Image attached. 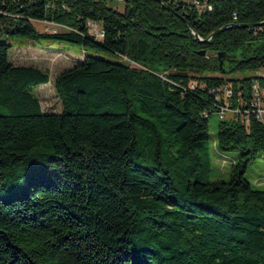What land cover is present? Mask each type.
I'll use <instances>...</instances> for the list:
<instances>
[{
    "label": "trees",
    "instance_id": "obj_1",
    "mask_svg": "<svg viewBox=\"0 0 264 264\" xmlns=\"http://www.w3.org/2000/svg\"><path fill=\"white\" fill-rule=\"evenodd\" d=\"M112 1L0 0V264H264V189L244 177L264 151L247 112L264 75L232 76L264 68V0ZM16 37L126 62L72 57L53 83L61 109L44 111L33 88L49 72L10 61ZM226 85L237 111L216 147L239 155L208 180L207 120Z\"/></svg>",
    "mask_w": 264,
    "mask_h": 264
},
{
    "label": "rangeland",
    "instance_id": "obj_2",
    "mask_svg": "<svg viewBox=\"0 0 264 264\" xmlns=\"http://www.w3.org/2000/svg\"><path fill=\"white\" fill-rule=\"evenodd\" d=\"M109 5L119 11L123 10V3L118 0L110 2ZM35 28L38 31H44L47 26L45 23L36 22ZM11 42L15 44L9 51V59L13 64L40 67L49 72V81L33 88V92L38 96L44 111H58L61 109L60 101L53 89V83L58 72L75 63L72 57L81 58L85 55H92L112 61L126 62L115 54L97 51L92 47L67 41L39 38L37 41L29 42L24 38L16 37ZM252 75H264V68H260L256 72L248 71L232 74L233 77ZM226 116L232 115L227 114ZM219 120L217 112H212L207 120L210 134L209 156L212 166L208 180H227L231 164L239 155L238 151L220 152L217 149L215 139ZM244 177L254 187L264 189V151H260L248 163Z\"/></svg>",
    "mask_w": 264,
    "mask_h": 264
},
{
    "label": "built area",
    "instance_id": "obj_3",
    "mask_svg": "<svg viewBox=\"0 0 264 264\" xmlns=\"http://www.w3.org/2000/svg\"><path fill=\"white\" fill-rule=\"evenodd\" d=\"M162 2L166 3H176L182 2L187 5L193 6L198 11L210 10L211 6L207 0H161ZM47 28L45 31L49 32H57V28H61L58 26H51V24L46 23ZM86 26L88 29V33L94 36L96 39H101L103 37V31L101 26L93 22L92 20L86 21ZM252 99H251V110H247L248 113H253L255 118L264 121V88L260 87L258 82L255 81L252 85ZM231 87L230 85H226L222 88V93L216 95V99L218 101H222L220 106L217 108V114L220 119L225 118L227 114H234L237 109H232L229 107V100L231 98ZM246 122L248 119H245Z\"/></svg>",
    "mask_w": 264,
    "mask_h": 264
},
{
    "label": "water",
    "instance_id": "obj_4",
    "mask_svg": "<svg viewBox=\"0 0 264 264\" xmlns=\"http://www.w3.org/2000/svg\"><path fill=\"white\" fill-rule=\"evenodd\" d=\"M158 1H160V0H158ZM166 6H167V8H168L169 10L172 9L170 6H168V5H166ZM263 23H264V21H263V22H260L259 24H263ZM242 26H244V27H251L252 24H243ZM222 29H223V28H219V29L213 31V32L209 35V37H208L207 39H205V40L201 39L196 33H194V35H195V37L197 38V40H198L199 42L208 41L209 38H210L211 36L215 35L217 32H219V31L222 30ZM201 53H203V51H201Z\"/></svg>",
    "mask_w": 264,
    "mask_h": 264
}]
</instances>
